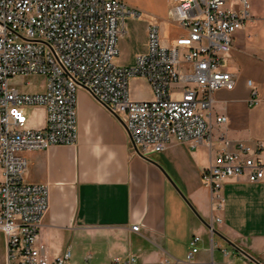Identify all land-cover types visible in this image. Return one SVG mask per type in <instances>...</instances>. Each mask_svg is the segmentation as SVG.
<instances>
[{
  "label": "built area",
  "instance_id": "obj_1",
  "mask_svg": "<svg viewBox=\"0 0 264 264\" xmlns=\"http://www.w3.org/2000/svg\"><path fill=\"white\" fill-rule=\"evenodd\" d=\"M172 16L186 32L163 44L158 23L151 22L146 50L126 66L115 62L118 40L127 34V18H138L140 12L122 0H0V231L7 264H71L69 249L50 257L38 242L49 186L26 179L24 152L75 144L79 88L124 126L133 152L143 157L173 143L194 149L206 141L213 147L212 93L235 85L223 60L236 31L250 18L248 0H177ZM28 76L42 77L43 90L26 92L19 89L21 82H10ZM133 77L145 79L150 99L130 97ZM247 84L252 87L249 105H255L257 89L252 80ZM25 107H43V126H28ZM226 121L225 115L215 117L217 124ZM216 142L221 146L202 180L212 207L221 209L226 179L264 180V145L232 144L224 133ZM138 229V224L131 226ZM200 241L192 235L183 258L164 257L155 264H218L197 258ZM220 251L225 257L233 254L224 247ZM233 252L249 258L242 250ZM82 264H92L89 255ZM106 264L142 263L127 254L112 256Z\"/></svg>",
  "mask_w": 264,
  "mask_h": 264
},
{
  "label": "crops",
  "instance_id": "obj_2",
  "mask_svg": "<svg viewBox=\"0 0 264 264\" xmlns=\"http://www.w3.org/2000/svg\"><path fill=\"white\" fill-rule=\"evenodd\" d=\"M122 1L140 12L145 37L151 22L164 32L170 27V38L163 44H172L186 32L172 16L177 0ZM248 4L250 18L236 31L223 60L224 69L235 76V85L212 93L213 147L206 141L194 149L173 143L143 157L133 152L124 126L86 89L79 88L75 144L24 152L29 162L26 179L49 186L48 210L38 233L47 255L69 249L71 264H82L87 255L92 264H106L112 256L135 254L140 263L155 264L164 257L183 258L190 237L199 235L200 260L257 264L233 252L237 248L230 241L264 264V180L226 179L221 209L212 207L210 189L202 180L203 170L221 146L216 142L220 133L232 144L260 141L264 145V0H248ZM132 20H126L127 34L118 46L132 37ZM146 48L144 42L133 49V62ZM248 80L258 92L255 105L248 102L252 91ZM40 108L42 121L29 124L30 128L43 126L45 110ZM219 115L227 121L217 124ZM133 224L139 225L138 231L131 230ZM221 247L233 254L223 256ZM0 264H7L1 231Z\"/></svg>",
  "mask_w": 264,
  "mask_h": 264
},
{
  "label": "rangeland",
  "instance_id": "obj_3",
  "mask_svg": "<svg viewBox=\"0 0 264 264\" xmlns=\"http://www.w3.org/2000/svg\"><path fill=\"white\" fill-rule=\"evenodd\" d=\"M133 19L131 22V30H132V37L126 40L125 44L121 47L118 46L119 52L116 56L115 62L119 65H131L133 63V49L139 45L147 43V35L145 37L144 34V25L145 21L140 17L133 18L129 17L127 20ZM160 37L161 42L163 43L165 38H170V27L167 32H164L160 28ZM11 83H19L21 84L18 86L20 90L26 92H35V91H42L43 86V78L37 76H28L24 79H12ZM27 82V83H26ZM129 88V95L132 99L136 100H146L151 98V88L148 83L140 77H133L129 79L128 82ZM25 114L27 115L28 122L27 124L31 125L32 123H39L42 121L43 111L40 107H25L24 108ZM80 262V259H78Z\"/></svg>",
  "mask_w": 264,
  "mask_h": 264
},
{
  "label": "water",
  "instance_id": "obj_4",
  "mask_svg": "<svg viewBox=\"0 0 264 264\" xmlns=\"http://www.w3.org/2000/svg\"><path fill=\"white\" fill-rule=\"evenodd\" d=\"M213 232L219 234L213 227H211ZM231 245L235 246V248L239 249V250H242L240 249L237 245H235L234 243L228 241ZM243 253H245L251 260H253L255 263L257 264H261L258 260H256L254 257H252L249 253H247L246 251L242 250Z\"/></svg>",
  "mask_w": 264,
  "mask_h": 264
}]
</instances>
